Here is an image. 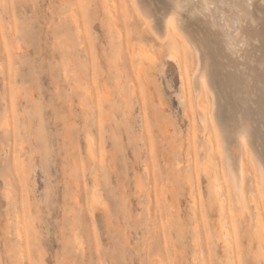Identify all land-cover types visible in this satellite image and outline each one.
Segmentation results:
<instances>
[{
  "label": "rangeland",
  "instance_id": "1",
  "mask_svg": "<svg viewBox=\"0 0 264 264\" xmlns=\"http://www.w3.org/2000/svg\"><path fill=\"white\" fill-rule=\"evenodd\" d=\"M123 1L0 0V264H264V195L248 174L236 204L195 55Z\"/></svg>",
  "mask_w": 264,
  "mask_h": 264
},
{
  "label": "bare ground",
  "instance_id": "2",
  "mask_svg": "<svg viewBox=\"0 0 264 264\" xmlns=\"http://www.w3.org/2000/svg\"><path fill=\"white\" fill-rule=\"evenodd\" d=\"M113 1L118 4L117 11H122L124 1ZM128 1L156 40L169 46L171 60L186 65L188 53L195 55L196 65L190 76L198 101L196 116L204 128L211 125V152L224 155L236 204L242 212L247 211L248 174L257 178V188L264 195V31L260 24L264 0H252L254 15L247 21L239 15L226 17L217 9L205 11L207 0ZM207 93L212 97L211 108L202 102ZM205 172L213 199L222 210L225 198L222 184L217 185L218 174L207 167ZM254 198L257 201L258 197Z\"/></svg>",
  "mask_w": 264,
  "mask_h": 264
},
{
  "label": "snow or ice",
  "instance_id": "3",
  "mask_svg": "<svg viewBox=\"0 0 264 264\" xmlns=\"http://www.w3.org/2000/svg\"><path fill=\"white\" fill-rule=\"evenodd\" d=\"M253 7L252 0H207L205 11L209 9H217L218 12H223L225 16H236L248 20L254 13L251 11ZM260 24L264 31V7L260 9Z\"/></svg>",
  "mask_w": 264,
  "mask_h": 264
}]
</instances>
